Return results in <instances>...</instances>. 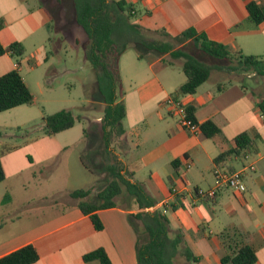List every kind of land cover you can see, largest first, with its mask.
<instances>
[{
	"label": "crops",
	"instance_id": "1",
	"mask_svg": "<svg viewBox=\"0 0 264 264\" xmlns=\"http://www.w3.org/2000/svg\"><path fill=\"white\" fill-rule=\"evenodd\" d=\"M124 1L134 10L132 22L154 32L156 39L170 41L186 30H195L230 53L264 60V21L255 24L246 10L249 2L264 4V0ZM53 8L56 7H51L48 0H0V44L6 48L20 43L24 49L18 61L8 53L0 57V75L15 70L16 64L17 71L22 70L24 57L31 66L46 60L39 59L44 31L59 16L54 14L60 12ZM181 66L182 61L168 55L138 59L130 50L121 55L120 101L125 106V118L124 134L113 144L116 155L126 158L120 160L133 174L132 180L142 183L154 199L155 206L150 210L164 212L170 236L175 232L182 235L179 250L187 249L196 258L189 263L179 255L173 264H222V258L244 245L255 248V264H264V112L259 107L264 102V77L214 69L195 94L177 98L182 105L196 109L197 126L206 121L217 126L220 133L206 138L200 130L190 133L182 129L166 105L167 99L186 82ZM245 78L253 79L255 87L248 90ZM220 79L224 83H219ZM15 109L18 107L9 111ZM100 119L95 120V132ZM1 120L0 117V127ZM241 133L254 139L251 153L245 158L215 163L220 153L234 147V138ZM130 155L134 161L129 160ZM2 163L5 169L3 160ZM95 168L100 175L99 167ZM216 170L242 172L246 190L237 194L222 189L212 199H195L193 190L205 193L215 187ZM95 182L92 193L98 185L104 186L105 176ZM172 188L185 192L173 195ZM12 203L11 196H0V258L33 245L39 255L34 264H99L84 262L82 257L102 248L112 264H137V237L128 221L129 215L139 212L134 200L97 211L101 231L94 229L75 200L36 223L20 227Z\"/></svg>",
	"mask_w": 264,
	"mask_h": 264
},
{
	"label": "trees",
	"instance_id": "2",
	"mask_svg": "<svg viewBox=\"0 0 264 264\" xmlns=\"http://www.w3.org/2000/svg\"><path fill=\"white\" fill-rule=\"evenodd\" d=\"M61 1L58 0V3ZM73 6L75 22L85 34L88 46L86 57L96 74V86L104 106L100 119L101 141L105 150L102 172L105 173V183L93 200H89L91 190H76L69 193L76 201L77 208L83 215L89 217L93 227L101 231L103 226L97 216V211L118 206L117 200L123 197L126 202L134 200L139 212L128 216L136 234L135 255L137 264H173L177 256H182L187 262L194 263L196 258L187 250H179L182 245V235L175 232L170 236L169 221L160 210L149 211L155 206L154 199L147 193L144 185L134 181L124 163L112 148L114 141L124 134L122 121L125 118V106L120 101L121 80L118 69L119 58L127 50L133 49L138 59H144L147 54L158 56L168 55L172 60L182 61L181 69L186 82L172 95H193L197 89L210 77L214 69H223L226 73L254 75L264 77V60L255 56H245L240 52L230 53L222 44L211 41L203 33L186 30L170 41L154 38V32L145 30L132 22L133 8L124 0H70ZM249 18L259 24L264 21V4L254 1L246 5ZM51 24V23H50ZM2 22L0 21V28ZM52 31V24L47 26ZM162 35V32H156ZM188 42V44H185ZM177 48V46L181 45ZM201 52L217 61L213 65L203 63L196 58ZM10 54L18 61L24 53L20 43H13L4 48L0 44V57ZM120 97V98H119ZM33 95L25 85L17 69L0 75V113L16 107L30 105ZM264 112V102L259 105ZM186 118L197 125L194 117L195 108L184 106ZM43 130L49 137L71 129L75 118L71 111L62 110L43 119ZM206 138L217 136L220 131L217 126L206 121L198 126ZM255 147V141L247 133H241L234 138V147L220 153L215 163L226 161L233 157L245 158ZM6 178L5 169L0 155V183ZM135 222L137 223L135 225ZM255 248L250 245L240 247L233 254L222 258V264H255ZM39 258L33 245H26L0 258V264H34ZM84 262L98 261L99 264H112L104 249L99 248L85 254Z\"/></svg>",
	"mask_w": 264,
	"mask_h": 264
},
{
	"label": "rangeland",
	"instance_id": "3",
	"mask_svg": "<svg viewBox=\"0 0 264 264\" xmlns=\"http://www.w3.org/2000/svg\"><path fill=\"white\" fill-rule=\"evenodd\" d=\"M48 1L51 7H56L53 10L60 12L54 14L59 16L51 23L52 31H44L39 59L46 60L31 66L24 57L22 70L18 71L27 82L33 102L0 115V155L6 171V178L0 183V196H11L12 208L19 215L18 227L36 223L64 205L73 204L70 192L91 190L94 182L105 176L100 126L95 132L94 125L102 117L104 106L100 105L95 71L86 57L88 41L75 22L70 0ZM196 58L208 65L219 64L201 52L196 53ZM243 81L248 90L255 87L253 79ZM62 110L72 112L74 126L53 137L47 136L43 119ZM112 148L116 150L113 145ZM133 159L130 155L129 160ZM99 189L98 185L94 193L91 191L89 200L95 198ZM117 204L127 202L120 197Z\"/></svg>",
	"mask_w": 264,
	"mask_h": 264
},
{
	"label": "built area",
	"instance_id": "4",
	"mask_svg": "<svg viewBox=\"0 0 264 264\" xmlns=\"http://www.w3.org/2000/svg\"><path fill=\"white\" fill-rule=\"evenodd\" d=\"M15 68L18 69V66L16 65ZM166 105L171 108L172 114L177 117V123L182 129L190 133L198 132V126L194 125L193 123H191V121L186 118L184 105H182L178 100H174L172 98L167 99ZM215 181V187L206 191L205 193L200 190H193V197L195 199H212L222 189H229L237 194L243 193L246 190L245 184L243 182V173L240 171L223 172L221 170H216ZM182 191L183 190L179 191L176 188L171 189V193L173 195H177ZM148 210L151 211L150 209Z\"/></svg>",
	"mask_w": 264,
	"mask_h": 264
}]
</instances>
